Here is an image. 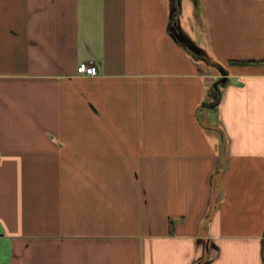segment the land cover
Here are the masks:
<instances>
[{"label":"crops","instance_id":"crops-1","mask_svg":"<svg viewBox=\"0 0 264 264\" xmlns=\"http://www.w3.org/2000/svg\"><path fill=\"white\" fill-rule=\"evenodd\" d=\"M169 3L0 0V264H264V0Z\"/></svg>","mask_w":264,"mask_h":264},{"label":"water","instance_id":"water-1","mask_svg":"<svg viewBox=\"0 0 264 264\" xmlns=\"http://www.w3.org/2000/svg\"><path fill=\"white\" fill-rule=\"evenodd\" d=\"M178 10L181 14L183 11V0H170V22L168 24V30L170 31L171 36L177 43L190 51L194 56L206 60L205 50L183 29L180 21V14L177 15ZM217 67L220 71V77L212 84L209 92L211 100L206 103L211 109H215L219 105L222 96V88L229 84L228 72L220 65Z\"/></svg>","mask_w":264,"mask_h":264},{"label":"rangeland","instance_id":"rangeland-1","mask_svg":"<svg viewBox=\"0 0 264 264\" xmlns=\"http://www.w3.org/2000/svg\"><path fill=\"white\" fill-rule=\"evenodd\" d=\"M192 4H193V0H184L183 12L180 18L183 29L189 34L190 33L194 34V31L192 30V27H193V5ZM190 6H192L191 7L192 9H190ZM169 15H170V5H169Z\"/></svg>","mask_w":264,"mask_h":264},{"label":"built area","instance_id":"built-area-1","mask_svg":"<svg viewBox=\"0 0 264 264\" xmlns=\"http://www.w3.org/2000/svg\"><path fill=\"white\" fill-rule=\"evenodd\" d=\"M78 72L82 74H88V75H97L98 67L92 61L81 62L78 66Z\"/></svg>","mask_w":264,"mask_h":264},{"label":"trees","instance_id":"trees-1","mask_svg":"<svg viewBox=\"0 0 264 264\" xmlns=\"http://www.w3.org/2000/svg\"><path fill=\"white\" fill-rule=\"evenodd\" d=\"M179 14H180V11L178 10V11H177V15H179ZM219 191H220L219 183L217 182V180H216V181L214 180V193H215V196H216V197L218 196ZM204 261H205V260H203V262H204Z\"/></svg>","mask_w":264,"mask_h":264}]
</instances>
